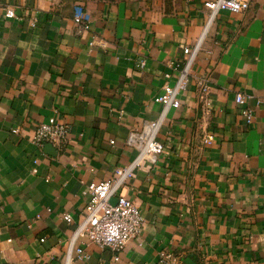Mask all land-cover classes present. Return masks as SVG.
Here are the masks:
<instances>
[{
    "label": "crops",
    "instance_id": "0c3cea01",
    "mask_svg": "<svg viewBox=\"0 0 264 264\" xmlns=\"http://www.w3.org/2000/svg\"><path fill=\"white\" fill-rule=\"evenodd\" d=\"M207 1L0 0L16 10L0 12V264H65L75 226L63 215L77 219L87 185L135 158L127 137L162 111L155 98L201 36ZM78 3L89 29L73 20ZM194 67L212 109L191 79L159 132L164 152L122 188L143 232L118 254L81 239L77 264H165L162 252L175 264H264V0L221 11ZM238 91L252 96V124ZM52 116L68 140L38 147L34 130Z\"/></svg>",
    "mask_w": 264,
    "mask_h": 264
},
{
    "label": "built area",
    "instance_id": "2783aa9c",
    "mask_svg": "<svg viewBox=\"0 0 264 264\" xmlns=\"http://www.w3.org/2000/svg\"><path fill=\"white\" fill-rule=\"evenodd\" d=\"M250 3L251 0H208L205 3L210 13L201 36L193 46L183 48V60L172 64L174 72L165 75L167 78L175 76V82L173 84L166 82L164 92L155 98L163 105L162 111L156 119L145 121L127 137V144L137 150L135 158L127 165L116 168L115 176L87 185L85 193L88 195V202L77 219L70 213L63 215L66 222L75 226L67 243L65 264H77L76 258L86 256L84 249L78 244L81 239L118 254L132 239L143 232L145 219L142 210L133 199L122 192V188L134 176L136 169L155 164L158 156L164 152L165 145L158 138L159 132L168 110L181 106L180 95L187 90L191 79L196 80V92L204 114L210 112L213 106L210 86L205 76L194 67L197 56L217 15L221 11L244 12L249 9ZM0 12L7 18L16 17V10L11 6L0 5ZM73 20L78 27L89 29L92 16L84 4L78 3L74 6ZM144 64L145 62L142 61L141 65ZM251 98V95L243 91H238L235 96L240 114L247 124H252L255 120L254 109L249 105ZM18 131V129L14 130V132ZM69 132V124L52 116L35 128L32 140L38 147L46 143L63 146L68 140ZM114 198L115 202H113ZM41 240L45 241V238ZM161 257L163 263L175 264L176 257L172 254L162 252Z\"/></svg>",
    "mask_w": 264,
    "mask_h": 264
},
{
    "label": "water",
    "instance_id": "95a60500",
    "mask_svg": "<svg viewBox=\"0 0 264 264\" xmlns=\"http://www.w3.org/2000/svg\"><path fill=\"white\" fill-rule=\"evenodd\" d=\"M116 201V199H113V202H115Z\"/></svg>",
    "mask_w": 264,
    "mask_h": 264
},
{
    "label": "rangeland",
    "instance_id": "374dc122",
    "mask_svg": "<svg viewBox=\"0 0 264 264\" xmlns=\"http://www.w3.org/2000/svg\"><path fill=\"white\" fill-rule=\"evenodd\" d=\"M112 1V0H111Z\"/></svg>",
    "mask_w": 264,
    "mask_h": 264
},
{
    "label": "trees",
    "instance_id": "16d2710c",
    "mask_svg": "<svg viewBox=\"0 0 264 264\" xmlns=\"http://www.w3.org/2000/svg\"><path fill=\"white\" fill-rule=\"evenodd\" d=\"M113 1V0H112Z\"/></svg>",
    "mask_w": 264,
    "mask_h": 264
}]
</instances>
